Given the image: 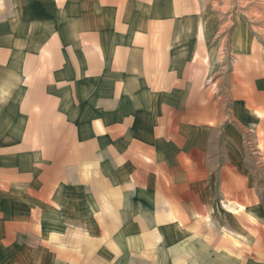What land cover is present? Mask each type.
Instances as JSON below:
<instances>
[{
    "label": "crops",
    "instance_id": "obj_1",
    "mask_svg": "<svg viewBox=\"0 0 264 264\" xmlns=\"http://www.w3.org/2000/svg\"><path fill=\"white\" fill-rule=\"evenodd\" d=\"M67 1L0 0V264H264V46L206 84L164 2Z\"/></svg>",
    "mask_w": 264,
    "mask_h": 264
},
{
    "label": "rangeland",
    "instance_id": "obj_2",
    "mask_svg": "<svg viewBox=\"0 0 264 264\" xmlns=\"http://www.w3.org/2000/svg\"><path fill=\"white\" fill-rule=\"evenodd\" d=\"M79 1L68 0L66 10L62 9L58 13L56 24L61 25L63 14L68 9H74L73 6H77ZM156 2L157 0H141V3L127 0L125 17L130 18L134 7L152 15L155 8L144 7ZM162 2L165 3L167 22L169 15L176 14L183 18L180 27L182 37L179 24L174 27L173 23L166 22V62L173 66L175 57V63H180L178 68L181 65L184 69L185 63H189L191 51L185 31L194 34L198 45L200 40L201 46L206 42L210 50V74L205 78L206 84L215 82L220 76L222 84L226 86L232 58L250 34L264 46V0H159V3ZM175 3L178 4L174 6ZM189 20L194 22L190 24ZM44 25V22H39V26ZM219 88V92L223 91L222 86Z\"/></svg>",
    "mask_w": 264,
    "mask_h": 264
},
{
    "label": "built area",
    "instance_id": "obj_3",
    "mask_svg": "<svg viewBox=\"0 0 264 264\" xmlns=\"http://www.w3.org/2000/svg\"><path fill=\"white\" fill-rule=\"evenodd\" d=\"M251 132L252 131L249 129L246 132V136H245V145L247 148V152L255 157L256 163L258 165L264 166L263 162L260 160L261 156H260L259 150L251 138Z\"/></svg>",
    "mask_w": 264,
    "mask_h": 264
}]
</instances>
